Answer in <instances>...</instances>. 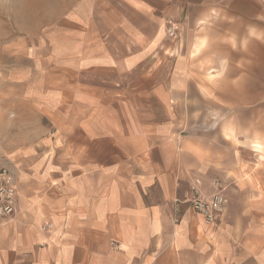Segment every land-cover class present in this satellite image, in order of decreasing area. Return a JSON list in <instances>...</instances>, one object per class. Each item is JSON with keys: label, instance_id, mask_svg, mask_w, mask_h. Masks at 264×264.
<instances>
[{"label": "crops", "instance_id": "crops-1", "mask_svg": "<svg viewBox=\"0 0 264 264\" xmlns=\"http://www.w3.org/2000/svg\"><path fill=\"white\" fill-rule=\"evenodd\" d=\"M36 8L74 16L42 25L79 29L37 37L52 43L39 73L116 76L119 97L86 101L85 129L54 142L68 156L50 174L22 187L8 166L18 198L15 215L0 220V264H264V227L239 224L249 211L234 212L222 188L241 175L232 167L236 107L264 105V42L249 36L264 30V0H36ZM167 22L178 27L173 39ZM113 35L129 48L115 53ZM140 100L164 113L142 115ZM196 178L208 195L222 181L227 207L214 226L188 206ZM250 206L263 219L257 201ZM44 223L54 228L43 232Z\"/></svg>", "mask_w": 264, "mask_h": 264}, {"label": "rangeland", "instance_id": "rangeland-1", "mask_svg": "<svg viewBox=\"0 0 264 264\" xmlns=\"http://www.w3.org/2000/svg\"><path fill=\"white\" fill-rule=\"evenodd\" d=\"M40 12L37 11L36 0H0V163L16 173L22 187L24 178L35 182L39 174H50L49 167L57 166L58 159L67 158L68 155L56 152L54 142L61 146L69 141V136L81 135L88 113L86 101L93 98L100 104L103 98L119 97L112 84L118 80L116 76L83 75V78L74 73H39L38 70L45 67H38L37 61L43 58L42 54L51 52L52 43L36 41L37 37L48 31V34L52 33L53 28L55 32L69 34L79 30L76 25H42L43 21L55 24L71 21L74 16L64 18V13L70 11L43 9ZM147 27L141 25L140 28L144 30ZM132 33L133 27H126V39L132 37ZM115 35L110 44L116 53L122 51L124 44L127 48L129 42L117 43ZM90 82L97 89L84 87L90 86ZM104 86H107L106 90L102 88ZM139 97L149 99L148 96ZM72 98L74 101L80 99V102L71 103ZM148 102L140 100L138 109L142 115L152 112L159 116L164 113L154 101L149 111ZM172 110L174 114L175 109ZM236 119L231 130H234L237 139L234 143L238 148L236 163L232 167L237 166L241 175L233 172L231 175H235V180L222 188L230 198L234 212L249 211L247 216H243L249 221L238 218L239 224L264 227V105L238 106ZM216 182L222 183L221 180ZM211 189L210 184L206 190ZM251 201H257L254 207L263 219H257L251 213L254 210L250 206Z\"/></svg>", "mask_w": 264, "mask_h": 264}, {"label": "built area", "instance_id": "built-area-1", "mask_svg": "<svg viewBox=\"0 0 264 264\" xmlns=\"http://www.w3.org/2000/svg\"><path fill=\"white\" fill-rule=\"evenodd\" d=\"M167 35L173 39L176 37L178 27L167 22ZM15 173L7 166L0 163V220H9L16 213L17 189L15 186ZM215 191L206 194L202 189L199 178L193 179L190 184V196L187 200L190 210L201 217L206 226H214L222 219L227 207V199L218 191V183L214 182ZM53 228L52 223H44L41 231L47 232Z\"/></svg>", "mask_w": 264, "mask_h": 264}, {"label": "clouds", "instance_id": "clouds-1", "mask_svg": "<svg viewBox=\"0 0 264 264\" xmlns=\"http://www.w3.org/2000/svg\"><path fill=\"white\" fill-rule=\"evenodd\" d=\"M249 36L256 39L257 41L264 42V30L257 31L255 28H249ZM248 43L247 40L244 41V44L246 45ZM235 47V45H233Z\"/></svg>", "mask_w": 264, "mask_h": 264}, {"label": "bare ground", "instance_id": "bare-ground-1", "mask_svg": "<svg viewBox=\"0 0 264 264\" xmlns=\"http://www.w3.org/2000/svg\"><path fill=\"white\" fill-rule=\"evenodd\" d=\"M176 48V47H175Z\"/></svg>", "mask_w": 264, "mask_h": 264}]
</instances>
